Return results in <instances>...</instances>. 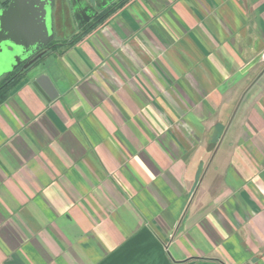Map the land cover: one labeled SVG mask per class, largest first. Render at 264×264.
<instances>
[{"label":"crops","instance_id":"1","mask_svg":"<svg viewBox=\"0 0 264 264\" xmlns=\"http://www.w3.org/2000/svg\"><path fill=\"white\" fill-rule=\"evenodd\" d=\"M105 10L0 102V264H264V0Z\"/></svg>","mask_w":264,"mask_h":264},{"label":"water","instance_id":"2","mask_svg":"<svg viewBox=\"0 0 264 264\" xmlns=\"http://www.w3.org/2000/svg\"><path fill=\"white\" fill-rule=\"evenodd\" d=\"M7 1L8 6L0 9V70L9 68L10 73L21 64L22 70L30 67L41 54L27 61L28 58L53 41L57 5L56 0ZM115 2L68 0L66 17L76 23L77 29H81Z\"/></svg>","mask_w":264,"mask_h":264},{"label":"flooded vegetation","instance_id":"3","mask_svg":"<svg viewBox=\"0 0 264 264\" xmlns=\"http://www.w3.org/2000/svg\"><path fill=\"white\" fill-rule=\"evenodd\" d=\"M56 5H57V14H56V25L60 22V20H61V22L62 23H64L66 26H68V27H73L74 28V30H75V32L76 31H78V29L76 28V23L73 21V20H71V22L70 21H68V19L66 18V8H67V5H69V3H68V0H67V3H66V0H56ZM8 6V1L7 0H0V9H4V8H6ZM110 8V7H109ZM107 10H104V11H102V12H99L96 16H95V18L94 19H92V21L90 20L89 21V25L90 24H92V23H94L95 22V20H97L102 14H104L105 12H106ZM92 22V23H91ZM88 26V25H87ZM83 29V28H82ZM82 29H79V30H82ZM57 28H55V32H54V38H55V35H56V33H57ZM64 30V29H63ZM54 39H53V41L46 47V48H43V49H40L38 52H35L33 55H31L29 58H28V60L27 61H29V60H31V59H33V58H35V57H37L39 54H41V56L39 57V58H37L36 60H35V62L31 65V66H33V65H35L36 63H38L39 61H41L42 60V58L46 55V54H48L50 51H52L53 50V48H54ZM56 45V44H55ZM25 63V62H24ZM30 66V67H31ZM21 67H22V64L20 65V66H18L15 70H19V72L20 73H22V72H24V71H26L27 69H29L30 67H28L27 69H25V70H22L21 69ZM15 70H13V71H15Z\"/></svg>","mask_w":264,"mask_h":264},{"label":"trees","instance_id":"4","mask_svg":"<svg viewBox=\"0 0 264 264\" xmlns=\"http://www.w3.org/2000/svg\"><path fill=\"white\" fill-rule=\"evenodd\" d=\"M107 12H110V11L107 10L97 20H95V22L98 21V20L101 21L105 17V15L107 14ZM91 26L92 25L90 24L87 27H85L82 30L80 36H83L84 34H86L87 32H89V30L93 27V26L92 27ZM56 47H57V45L54 44V48L53 49H55ZM20 74L21 73L19 72V70H15V71H12V72H10L8 74H4L2 77H0V102H3L6 99L9 90L16 84V82L19 79Z\"/></svg>","mask_w":264,"mask_h":264},{"label":"rangeland","instance_id":"5","mask_svg":"<svg viewBox=\"0 0 264 264\" xmlns=\"http://www.w3.org/2000/svg\"><path fill=\"white\" fill-rule=\"evenodd\" d=\"M67 36H69V34H67ZM8 71H9V68H5V69L0 70V77H2L4 74L8 73Z\"/></svg>","mask_w":264,"mask_h":264}]
</instances>
